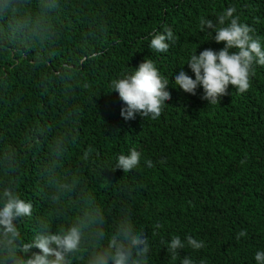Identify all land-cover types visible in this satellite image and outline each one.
<instances>
[{"label":"trees","instance_id":"trees-1","mask_svg":"<svg viewBox=\"0 0 264 264\" xmlns=\"http://www.w3.org/2000/svg\"><path fill=\"white\" fill-rule=\"evenodd\" d=\"M48 2L0 0V148L23 153L21 194L33 200L34 217L49 210L39 173L64 131L62 121L74 112L79 142L64 167L95 190L111 210L110 222L120 208H131L135 227L150 238L149 264H180L161 243L173 235L205 241L199 251L180 250L195 264H256L255 253L264 250V67H256L248 92L230 85L212 106L201 98L202 87L195 96L179 89L175 75L184 67L195 79L190 56L224 47L201 30V16L215 22L235 6L241 21L264 38V0H56L52 12ZM165 26L175 43L155 52L150 40ZM145 58L168 79L171 99L157 120H125L109 83ZM25 133H36L38 143L20 147ZM89 145L94 152L84 162ZM132 148L141 153L137 169L107 170ZM156 222L163 228L153 237ZM32 227L24 228L26 238ZM242 230L248 235L237 241Z\"/></svg>","mask_w":264,"mask_h":264},{"label":"clouds","instance_id":"clouds-1","mask_svg":"<svg viewBox=\"0 0 264 264\" xmlns=\"http://www.w3.org/2000/svg\"><path fill=\"white\" fill-rule=\"evenodd\" d=\"M56 0H49L47 9L55 11ZM256 23H259L257 20ZM202 31L214 33L213 39L224 47L219 51L205 49L193 53L187 63L195 79L184 67L175 75V85L185 93L195 96L202 87V99L209 105H217L229 94L233 86L239 94L248 92L256 67H264V38L256 29L242 22L235 6H229L216 15L215 22L204 16L199 18ZM45 35L51 32L46 28ZM172 30L165 26L150 40V48L166 53L170 43H175ZM212 39V40H213ZM109 87L117 93L124 107L121 116L134 120L137 115L157 120L171 99L168 79L162 76L151 58H145L136 69L113 78ZM76 113L69 112L62 121L64 131L58 133L49 148V157L39 173L48 189L45 194L49 210L34 217L35 204L21 194L23 153L19 147L5 145L0 148V264H149L150 238L143 229H137L132 221V210L125 206L111 219V210L97 199L95 190L89 189L82 177L64 167L71 149L79 142ZM42 134V131H41ZM38 143L36 133H25L20 147ZM94 149L91 145L82 155L88 162ZM141 153L132 148L129 154H120L110 171L122 170L125 174L137 169ZM148 168L155 165L145 161ZM243 164L244 161H241ZM104 182L110 184L108 179ZM34 224L31 235L24 228ZM163 224L152 225V236L159 234ZM248 235L246 230L237 234V241ZM172 261L180 258V264H195L193 258H181L180 250L205 248V241L188 235L184 240L173 235L170 241L161 240ZM256 264H264V250L257 251ZM199 264H206L201 260Z\"/></svg>","mask_w":264,"mask_h":264}]
</instances>
